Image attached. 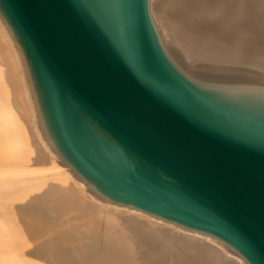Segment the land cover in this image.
I'll use <instances>...</instances> for the list:
<instances>
[{
	"label": "water",
	"instance_id": "1",
	"mask_svg": "<svg viewBox=\"0 0 264 264\" xmlns=\"http://www.w3.org/2000/svg\"><path fill=\"white\" fill-rule=\"evenodd\" d=\"M149 0H0L34 129L95 197L264 264V84L199 79Z\"/></svg>",
	"mask_w": 264,
	"mask_h": 264
},
{
	"label": "bare ground",
	"instance_id": "2",
	"mask_svg": "<svg viewBox=\"0 0 264 264\" xmlns=\"http://www.w3.org/2000/svg\"><path fill=\"white\" fill-rule=\"evenodd\" d=\"M149 0L157 39L199 79L264 84V0ZM255 28V29H254ZM0 264H247L208 234L95 197L39 139L0 28Z\"/></svg>",
	"mask_w": 264,
	"mask_h": 264
},
{
	"label": "rangeland",
	"instance_id": "3",
	"mask_svg": "<svg viewBox=\"0 0 264 264\" xmlns=\"http://www.w3.org/2000/svg\"><path fill=\"white\" fill-rule=\"evenodd\" d=\"M215 1H217V0H210V3L212 4ZM237 2H238V0H231L229 3H230V5L232 4L234 6ZM244 5L246 6V11H245L246 16L248 18H250L249 24L252 27H255L257 18L260 17V10L258 9L257 3L255 2V0H245ZM255 28H257V26ZM261 38L262 39L264 38V36L262 34H261ZM261 46L264 48V44H261ZM202 79H205V78H202ZM206 80H212V79H206ZM213 81H217V80H213ZM218 81L229 82V83H238L236 81H232V80H228V79H226V80L221 79V80H218Z\"/></svg>",
	"mask_w": 264,
	"mask_h": 264
}]
</instances>
